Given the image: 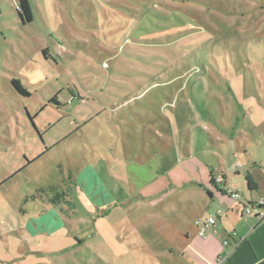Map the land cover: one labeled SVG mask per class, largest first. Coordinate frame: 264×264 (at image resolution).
<instances>
[{"label":"rangeland","instance_id":"obj_1","mask_svg":"<svg viewBox=\"0 0 264 264\" xmlns=\"http://www.w3.org/2000/svg\"><path fill=\"white\" fill-rule=\"evenodd\" d=\"M28 2L33 20L22 25L19 0H0V237L40 216L42 207H66L74 215L58 214L72 220L68 226H76L74 219L93 229L141 226L142 217L159 212L155 200L169 194L172 180L183 186L190 178L178 162L186 159L183 150L176 152L193 119L188 103L208 118L220 120L223 111L237 118L227 83L234 87L240 71L256 89L252 72L264 77V0ZM13 79L29 97L13 88ZM182 87L186 114L173 120L184 137H164L159 118L151 112L145 120L144 109L162 102L172 114L167 105ZM174 166L183 173L169 177ZM134 182L150 185L132 190ZM51 187L69 190L71 205L32 201L39 189L52 194ZM159 220L165 221L150 219L134 240L152 251L169 246L170 233L159 229L167 231L169 219ZM113 248L128 252L117 241ZM113 264L124 262L116 256Z\"/></svg>","mask_w":264,"mask_h":264},{"label":"crops","instance_id":"obj_2","mask_svg":"<svg viewBox=\"0 0 264 264\" xmlns=\"http://www.w3.org/2000/svg\"><path fill=\"white\" fill-rule=\"evenodd\" d=\"M226 71L229 74L232 72L229 69ZM233 78L237 83L234 87L227 83V87L238 106V117L232 119L233 116L223 111L220 120H216V117L208 118L207 111L195 109L191 100L187 106L193 119L188 120L190 125L186 129V138L181 132L175 131L173 120L178 112L186 114L180 109L186 101L181 102V97H186L184 87L178 90L172 102L167 105L172 112L171 116L166 113L162 102L144 109L145 120L151 112L159 118L157 133H162L164 137L172 134L185 139L176 141V152L180 155L183 150L186 159L181 160L178 156V162L181 161L185 166L190 178L184 180L183 186L172 180L169 194L155 200L159 212L149 215L151 221L155 217L161 223L165 220L160 221V218L169 219L167 231L159 228L166 235L170 233L166 236L169 246L152 251L144 241L140 242L138 238L137 242L134 240L138 232L149 224L150 219L145 220L144 217L138 227L93 229L87 221L78 219H74L76 226H68L66 221L72 220H66L58 214H69L70 210L66 207L61 212L42 207L40 216H33L25 224H19L16 229L0 237V264H109V261L113 264L116 256L124 264H208L215 263L226 254L228 256L222 264H264V221L257 222L253 215L243 214L245 205L255 203L264 196V77L259 75L256 68L252 72L249 79L258 83L254 85L256 89L249 85L245 75L241 77L240 71ZM257 87L260 89L257 90ZM145 94L143 92L141 96ZM147 127L150 129L153 125ZM199 137L202 138L201 145ZM156 165L163 169L161 159H158ZM170 171L183 173L177 166L169 168L165 173ZM218 177L222 178L221 191L210 186L211 178L215 180ZM128 185L133 186L132 190H141L149 187L150 183L137 185L134 182ZM227 190L238 193L240 200L228 196ZM65 192L66 200L71 205L69 190ZM107 193L101 189L99 194H106L104 197L109 200ZM218 211L221 214L214 229L205 238L199 237L194 223ZM44 213L54 216L57 222L52 218L46 219ZM63 224L69 228V232ZM109 238L112 250L109 249ZM239 240L241 243L235 248ZM115 241L126 244L128 252L114 250ZM224 242L228 245L223 246ZM42 247L44 250H41ZM82 249H86L91 258L83 255ZM91 255L102 256L98 260L103 263H98Z\"/></svg>","mask_w":264,"mask_h":264},{"label":"trees","instance_id":"obj_3","mask_svg":"<svg viewBox=\"0 0 264 264\" xmlns=\"http://www.w3.org/2000/svg\"><path fill=\"white\" fill-rule=\"evenodd\" d=\"M17 14L21 19V24H28L32 22V14H31V8L29 5L28 0H19L18 10ZM11 85L13 88L22 96L29 97L30 94L26 91V89L17 81L16 79L11 80ZM71 179V175H70ZM211 185L216 187L217 190L221 191L222 182L218 185L215 184L214 178H211ZM59 188V187H58ZM57 187H51L49 190L52 192V194H46L42 189H39L36 191V193L33 196H31L32 201H36L35 198H43L42 203H45L46 205H52L54 207H61V205H69V202L66 200L67 193L63 190L59 191ZM41 193V195H40ZM210 194V193H208ZM27 201V198L22 202V205H24ZM22 214H26L24 211H21Z\"/></svg>","mask_w":264,"mask_h":264},{"label":"built area","instance_id":"obj_4","mask_svg":"<svg viewBox=\"0 0 264 264\" xmlns=\"http://www.w3.org/2000/svg\"><path fill=\"white\" fill-rule=\"evenodd\" d=\"M222 182V178L218 177L215 179V183L218 185ZM226 194L230 196L232 199L239 201L240 200V195L238 193H235L231 190H227ZM221 214L220 211L216 212L215 214L207 217L204 220H197L194 225L198 231L199 237L205 238V236L212 230L214 229L216 225V221ZM243 214L245 216L253 215L257 222L264 221V196L261 197L257 202L245 205ZM241 243V241H237L235 248L238 247V245ZM228 243L224 242L223 246H227ZM225 251V250H224ZM228 254H226L225 257H219L215 263H208V264H222L224 260L227 258Z\"/></svg>","mask_w":264,"mask_h":264}]
</instances>
